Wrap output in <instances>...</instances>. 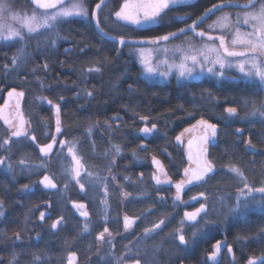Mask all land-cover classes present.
<instances>
[{
    "label": "trees",
    "instance_id": "obj_1",
    "mask_svg": "<svg viewBox=\"0 0 264 264\" xmlns=\"http://www.w3.org/2000/svg\"><path fill=\"white\" fill-rule=\"evenodd\" d=\"M98 1L91 0L90 6ZM117 1L105 0L103 12H100V25L114 35L159 36L179 28L183 22L173 17L175 13L168 11L159 25L147 28L123 26L113 17ZM219 1L222 0H196L190 11L198 15ZM104 15L108 17L104 19ZM59 29L69 38L70 48L63 47L68 44L65 42L53 52L32 49L20 67L12 65L16 45L0 39V92L12 86L25 90L23 110L30 117V135L36 137L35 141L29 136L14 138L15 147L9 158L12 168L0 169V212H3L0 216V264H10L14 253L17 259L12 264H67L72 250L84 259L93 251L90 239L83 236L81 218L71 202L64 212L59 209L54 193L60 184L57 190H48L41 186L39 178L33 181L21 168L13 167L14 160H32L41 155L40 147L49 139H42L45 132L54 133L56 129L54 105L57 104L60 107L61 136L80 143L88 165L107 166V152L114 149L112 145L120 146L122 152L114 165L120 179L118 185L134 193L135 197L129 198L126 204L121 203L119 197H115L120 189H115L111 198L112 206L116 204L114 210L142 217L138 224V229L142 230L153 227L161 219L165 221L160 232L156 230L152 234L159 233V238H164V250L159 251V247L151 242H145V250H141L151 257L150 264H154L156 249L160 252V260L163 259L162 264L182 258L189 259L188 263L206 264L202 262L206 255V240H200L203 237L190 241L189 233L185 232L188 245H180L176 239L179 219L170 218L173 203H164L156 196L157 188L149 178V158L153 155L173 179H180L188 161L184 147L176 137L201 119L213 121L220 125L218 142L209 149L215 171L210 178L206 177L207 182L189 187L185 197L204 193L201 201L206 202L213 197L234 196L238 185L243 184L235 173L229 171L233 166L243 172L250 185L261 186L264 182V118L246 115L251 111V104L245 107L243 101L256 100L259 104L264 100V91H259L257 82L217 80L206 76L184 82L175 79L150 81L142 74L132 45L121 47L116 41L102 36L94 21L73 17L61 23ZM93 66L100 71H95L91 68ZM87 92H92V96L86 95ZM47 100H51L52 105ZM227 107H236L237 115L228 118ZM141 117L147 119L142 120ZM153 124L156 129L145 137L140 129ZM5 137L6 129L0 127V143ZM248 140L254 147H249ZM7 152V146L0 148V156ZM137 156L144 159L140 164L136 163ZM139 171L145 174V187H134L128 182ZM26 184L30 191L24 190ZM139 192L143 194H139L142 198L137 197ZM175 208L180 209V214H176L180 218L183 207ZM45 210H50L51 214H45L41 220L40 214ZM58 217L63 219L55 230L51 225ZM194 223H189L188 227L192 229ZM225 229L237 241L240 264H245L250 257L259 258L257 264H260L264 258V211L251 209L240 214ZM16 233H19V239ZM36 256L39 260L35 259Z\"/></svg>",
    "mask_w": 264,
    "mask_h": 264
},
{
    "label": "rangeland",
    "instance_id": "obj_2",
    "mask_svg": "<svg viewBox=\"0 0 264 264\" xmlns=\"http://www.w3.org/2000/svg\"><path fill=\"white\" fill-rule=\"evenodd\" d=\"M91 0H87V8L89 11V16L87 18L85 17H79L83 18L84 20L88 21V19L94 21L92 18L91 13L93 10H95V4L93 6H90ZM196 0H188L186 4L178 5L175 8H172L168 11H172V13H175L173 17L178 19L179 22H182L179 28H176L172 31H169L165 34L159 35L163 36L170 32H178L180 28H187L189 25L192 24L193 21H197V28L196 31H204L206 35L204 37H199L195 34V32L187 31L185 34L178 35L175 38H171L169 41H161L159 45H151L148 43L139 44V43H133L137 41H147L150 38L156 37V36H148V37H132L129 35H122L118 34L117 36H124L126 40L128 41L129 45H132V52L138 62V64L142 68V74L148 78L150 81H162L167 82L171 79H175L177 82H184L190 79L199 78V77H213L217 80L222 79H230V80H246L242 77V74L239 72V70L235 67L232 68H225L224 76L223 77H217L213 76L211 74H208L207 72H204L203 74L200 73V66H196V71L194 72L192 77H180L178 75V71L175 67L171 69H167V66L163 63H160L161 61L167 60L168 64H179L181 62L182 53L175 52L174 49L176 46H179L180 48L187 51L189 44H191L194 48L199 49L203 44L208 43L215 45L216 47H219V39H213L211 41L208 40V36H212L214 38L219 36L225 37V42L229 46L230 50H236L241 51L243 50L242 46H232L231 45V39L235 36V31L237 28L240 29L241 32H250L252 31L251 23L244 24V13L247 11H252L253 9L248 8H242L237 6L236 4L239 3H247L248 0H232L230 3L229 0H222L221 2H216L213 5H224L223 7H217L213 8V5L209 8L204 9L200 14L194 15L193 12L190 11V6L195 2ZM9 4V13H8V19L7 20H0V31L3 32L4 35H7V28H4L3 26L6 24L10 26L13 30L19 31L23 36L24 40H20L18 37H12L9 39H1L2 42L6 43H14L17 47L16 52L14 53V57H16L19 54L20 49H24V55L21 60L18 61L17 66L20 67L21 64L26 61L27 55L29 54L30 50L39 48H42V50L46 52L55 51L56 47H60L62 43L67 42L68 44H64V48H70L69 41L67 39V35L64 31H60L59 26L61 23H64V21L57 24V26L53 29H38L34 33H28L27 28L23 26L21 21L25 16H31L32 13L35 11L38 14H42L45 10L37 8L32 2L29 0H7ZM67 2V1H66ZM117 8L113 12V17L116 21L120 23V25L123 26H129L134 28H139L136 25H132L130 23L119 21L116 19L114 13L120 9L122 4L124 3V0H118ZM262 2V0H257L256 7H259V3ZM209 9H212L211 14H209L207 17H205V13L208 12ZM181 11V12H178ZM55 11V9H50L48 12ZM102 10H97V19L101 21L102 14L100 13ZM103 12V11H102ZM229 18L228 27L226 28H209V25L214 24L220 17L226 15ZM16 15L20 17V20H13L11 19V16ZM105 17H108L107 15H104ZM205 17L203 21L201 22L200 18ZM73 18V17H72ZM71 19V18H69ZM239 19V22H237ZM68 20V19H67ZM153 26V25H152ZM102 28V26L100 25ZM150 27V26H149ZM58 33V35H57ZM54 40L55 44L53 45L51 41ZM121 46V45H120ZM123 46V45H122ZM121 46V47H122ZM30 47V48H29ZM140 48L144 49H156V48H167L170 51L167 53L163 51H152L150 54L146 51L145 55L146 57L151 61V63L155 66H159L160 71H169V75L167 76H160V75H151L149 76L146 74L143 65L141 64L140 57L138 55V50ZM222 51V50H221ZM202 60V58H200ZM240 59H243V57H228L229 61H232L234 64L238 62ZM188 65H191V61H188ZM211 66V65H208ZM217 70L219 69V66L217 65ZM91 68H94L91 67ZM95 69V68H94ZM258 83V82H257ZM15 89L18 93L23 92L22 100H21V111L23 112L24 119L26 120L25 123V131L27 133L26 136L31 137L30 132L32 131L29 127L30 123V117L28 114H25L23 110V101L25 98V90L18 89V87H9L4 92H0V106L4 103L5 99L7 98V94L12 90ZM43 99V97H42ZM45 100V99H43ZM11 104L9 108L12 109V113L14 115L17 114L18 110L16 108V99L15 97L10 99ZM18 121L14 119L13 124L15 125ZM195 125V127H193ZM194 125L186 128L188 131H182L183 135L181 136V140H186V138L192 134L193 130L195 128L198 129V131H203V126L195 123ZM0 127H4L6 129V137L4 139H9V145L7 146V154L1 155L0 157L5 158V164L0 165V169H7V165L10 164V153L11 150L14 149L15 144L13 143L14 138L11 137V132L15 130V127L9 128L2 119H0ZM56 127V123H55ZM31 130V131H30ZM52 135V136H51ZM181 133L179 134V136ZM47 137H49L48 140H45ZM56 138V144L53 146L52 151L49 153L48 156H44L42 153L41 155H37L36 159H27V158H21L25 161L24 165H21L19 163L20 159L14 160L16 162L13 167L15 168H21L26 174H29L31 178H33V181L35 179H38L41 175V173L50 171L54 179L60 184V188L55 191L54 196L55 200L59 204V209L61 212L65 211V207L70 204L72 200L81 201V199L86 200L88 203V208L91 211V218L88 220L81 219L80 226L82 229H84L85 223L88 224V231L84 233V237H88L91 241V246L93 247V251H91V255H88L86 257V261H89L91 264H117V259L119 258V264H135V261L137 259L140 260V264H150V256L148 254L141 253V250L144 249V243L145 242H151L155 244V247H163L162 241H157L159 236H161L159 233H155L154 235L145 236V230L138 229V224L133 225V228L129 227L127 230L124 228V220L122 218V223L119 221V216L115 212L111 198H112V192L116 189H119L117 173H116V167H114L115 163H118V155L115 152V150H111L107 152L109 155V162L108 165L105 167H96L93 166V164L88 165L86 163V159L81 151L80 143H78L77 140L74 139H66L61 136V132L58 134L56 133V130L54 133H50L49 130L45 132V135L43 136V140H45V143L43 145H46L48 143L52 142V138ZM63 140L65 142L64 146L62 147L60 145V141ZM68 147H73V152L79 158L81 165L83 167L79 168L80 171V177L74 178V172L71 170L76 167L74 164V161L72 160V156L68 153ZM252 147V146H249ZM3 149V148H1ZM94 149H96V146L94 145ZM122 152V151H121ZM120 152V153H121ZM99 156V155H98ZM153 155L149 158V161L151 163V173L149 175L150 180L155 181L152 177L153 175H158L162 181H164V173L159 172L157 170L156 165L153 164ZM137 156L136 163L140 164L143 162V158ZM157 159V158H156ZM210 159V158H209ZM212 162V160H209ZM213 165H215L212 162ZM188 166V165H187ZM215 167V166H214ZM89 173H91V176H89ZM113 176L115 179H113ZM145 174L144 172L139 171V173L136 176L131 177L128 179V182H131L134 187H145V183L143 182ZM77 179H79V183H77ZM185 180V177H181L179 179ZM180 181H176V184ZM207 182V181H206ZM84 184V189L81 190L80 184ZM173 184L175 191H172L174 193V201L173 207L179 206L178 201H181V206L183 209H188L189 205H193L195 203L201 204L203 203L201 201V193H194L192 196L185 197L186 190L189 187H184L183 191L179 194L180 199L177 200V190L176 185ZM199 185V184H198ZM105 186H107V195H105ZM192 185H190L191 187ZM243 187V185H238V189ZM139 192L137 194V197L142 198L141 196L143 194H140ZM238 190L235 191V195L232 197L229 196H220L219 198H211L209 201H206V198L204 201H206V204L208 206V213L207 215H202L200 220L197 223H194V226L191 228L188 227L189 222L185 221L184 225L182 226V232L178 234H183L185 236V232H188L190 235V241H193L196 238L204 237L205 235H208L212 232H218L221 229L225 231V227L233 222L238 215H232L229 212V208L234 207L236 204V197H237ZM139 194L141 196H139ZM176 195V197H175ZM119 197L120 202H124L126 197L125 195H122L121 192H119V195L115 196ZM114 197V198H115ZM76 198V199H74ZM195 198V199H193ZM257 198H259L257 194ZM105 201L107 203L105 204ZM200 201V202H199ZM186 207V208H185ZM172 214L170 215V218L172 216H175L178 214V210L175 208H172ZM178 209V208H177ZM251 209H258L254 207H250L248 210L241 211V214L246 213L247 211ZM260 210V209H258ZM171 213V212H169ZM204 216V218H203ZM79 217V216H78ZM122 217V215H121ZM120 217V218H121ZM184 220V215H181L179 218V221L177 223L178 228H181V221ZM164 225V224H163ZM161 225V226H163ZM107 227L109 230V233L111 235L109 236L108 233L104 234L103 240H98L97 236L104 231V228ZM116 228V230H115ZM147 228V229H151ZM137 230V231H134ZM144 231V232H143ZM158 232H160V229H158ZM196 233L195 237L193 238V233ZM116 233V236L114 234ZM216 234V233H215ZM144 235V236H143ZM156 240H155V239ZM186 241H188V238L185 236ZM109 241L111 243H109ZM189 243V241H188ZM187 243V245H188ZM145 250V249H144ZM87 252V251H86ZM156 250L154 252V255L156 257L155 262L157 261ZM87 254V253H86ZM159 261V260H158ZM157 261V262H158ZM160 262V261H159ZM88 264V262H87Z\"/></svg>",
    "mask_w": 264,
    "mask_h": 264
},
{
    "label": "snow or ice",
    "instance_id": "obj_3",
    "mask_svg": "<svg viewBox=\"0 0 264 264\" xmlns=\"http://www.w3.org/2000/svg\"><path fill=\"white\" fill-rule=\"evenodd\" d=\"M188 0H124V3L120 7L118 11L114 13L115 17L119 21H124L127 23H130L132 25H136L139 28H147L152 25H159L160 21L163 19V16L166 15V10H170L172 8H175L178 5L186 4ZM231 3L232 0H229ZM32 3L39 9L45 10L42 14H38L35 11L32 13L31 16H25L21 23L24 27L27 28L28 33H34L38 29H53L57 26L58 23L67 20L72 17H85L87 18L89 16V11L87 8V0H32ZM257 0H248V3L242 5L243 8L253 9L252 11H247L244 13V24L251 23L252 31L250 32H241L239 28L235 31V36L233 39H231V45L232 46H242L243 50L236 51V50H230L229 46L225 42L224 36L219 37H212L208 36V40L211 41L213 39H219V47H216L215 45L205 43L203 44L199 49L194 48L191 44H189V47L187 51L180 48L179 46H176L174 49L175 52L182 53L181 62L179 64H168L167 60L161 61L160 63H163L167 66V69H171L175 67L178 71V75L180 77H192L194 72L196 71V66L199 65L200 73L203 74L204 72H207L208 74H211L213 76L217 77H223L225 72V68H232L235 67L239 70V72L242 74V77L245 78L249 82H258L259 85V91H264V0L259 3V7H256ZM102 6H105V0H99V3H96L95 10L92 11L91 16L96 22V26L100 27V21L97 19V10H101ZM224 5H213V8L217 7H223ZM50 9H55V11L48 12ZM9 4L7 0H0V20H7L8 19V13H9ZM212 9H209L208 12L205 13V17H207L209 14H211ZM205 17H201V22ZM11 19L13 20H20L19 16L13 15L11 16ZM182 19V18H178ZM229 18L226 15L220 17L214 24L209 25V28H226L228 27ZM239 22V19L238 21ZM4 28H7V35H4L2 31H0V39H9L12 37H18L20 40H24V36L16 30H13L10 26L4 25ZM197 28V21H193L191 25H189L187 28H180L178 32H170L163 36H156L153 38L148 39L147 41H137L133 43H139L144 44L148 43L151 45H159L161 41H169L171 38H175L178 35L185 34L187 31L195 32V34L199 37H204L206 33L204 31H196ZM102 36H107L109 40L116 41L120 45H125L128 43L126 38L124 36L119 37H113L108 35V33L104 32V29H100ZM58 35V33H57ZM51 43L54 45L55 41L52 40ZM163 51L167 53L170 51L167 48H156V49H144L140 48L138 50V55L140 57L141 64L144 67V70L146 74L149 76L151 75H160V76H167L169 75V71H160L158 65H153L151 61L146 57L145 52L147 51L149 54L152 51ZM222 50V51H221ZM24 55V49L19 50V54L13 58L12 65L15 67L18 64V61L23 58ZM228 57H243V59H240L235 64L232 61L228 60ZM202 58V60L200 59ZM188 61H191V65H188ZM211 65V66H208ZM219 66V69L217 70L216 66ZM7 68V65L5 66ZM45 68H47V64L44 65ZM93 69H89V71H92ZM95 71L99 72L100 69L96 68ZM16 95L17 97H22L23 92L17 93L15 89H12L8 95L9 97H12L13 95ZM86 95L92 96V92H87ZM46 99V98H43ZM62 99V98H61ZM47 103L49 105H52L51 100H47ZM243 104L245 107H247L249 104H251V111L248 112L246 115L248 116H259L264 118V100L260 101L259 104H257L256 100H244ZM8 105V101H5V106ZM56 110V133L61 132V121H60V107L59 105H54ZM17 110L19 109V102L17 101L16 105ZM225 112L227 113L228 118H233L237 115V108L236 107H227L225 108ZM0 119L4 121L6 125L9 126V128L15 127V130L11 132V137H21L26 136L27 133L25 131V121L22 114L17 112L16 120L18 121L15 125L13 124V119L9 118L8 116H5L3 114V109H0ZM142 120H146L147 117H141ZM197 124L203 126V135L199 138L201 147L197 153V155L194 157L192 152L189 151L188 154V160L196 165L195 168L191 167H185L184 168V176L187 178L185 180H181L178 182L175 187L177 190V197L176 199H180V193L183 191L185 185L192 184L193 182H206L205 178L209 177L210 174L214 172V165L211 161L206 159V153L207 148L203 147V145H207L208 143L212 142L214 143L217 137V124L210 123L208 120L201 119L197 121ZM195 127V125L193 126ZM156 129V125L153 124L151 127L145 126L140 129V132L143 133L145 137H148L152 134V132ZM185 131H188V129H185ZM240 129H237V132H239ZM89 132H91V129H89ZM183 133H181L180 136L176 137V140L178 142L181 141V136ZM10 139V138H9ZM9 139H4L2 143H0V148H4L9 145ZM31 139L35 141L36 137L32 136ZM60 145L63 147L65 142L61 140ZM249 146H253L251 140H248L246 142ZM56 144V138H52V142L48 143L46 145H43L40 147V152L44 156H48L49 153L52 151L53 146ZM192 141H189V147L191 148ZM115 152L117 154H120L121 148L119 145H112ZM68 153L72 156V160L74 161V164L76 167L72 169L71 171L74 172V178L80 177V171L79 168L83 167L81 165V162L79 158L75 155L73 152V147H68ZM153 164L156 165L157 170L159 172H163L165 175L167 173L164 170L163 164L160 160L153 157ZM21 165L25 164V161L21 159L19 161ZM5 164V158L0 157V165ZM8 169L12 168L11 164L7 165ZM229 171L235 173L241 180L243 187L238 189L237 197H236V204L234 207L229 208V212L232 215H238L241 214L242 209L248 210L250 207L258 208L261 211H264V182L261 183V186L254 187L250 185L247 181V178L244 176L243 172L237 167H231ZM89 176H91V173H89ZM155 180V183L157 185H161L163 183H170V178L168 180L162 181L158 175H153L152 177ZM113 179L115 177L113 176ZM127 179V178H125ZM40 184H42L45 188H56V184L53 183L52 179L45 175L42 180L39 181ZM77 183H79V179H77ZM25 191H30L29 185L23 186ZM81 190L84 189V184H80ZM257 194L259 198H257ZM105 195H107V186H105ZM125 196L130 195V193H124ZM201 196H204V193L200 194ZM195 199V198H193ZM107 201H105V204ZM73 207L79 209H83L85 205L83 204H76L73 203ZM201 213H204L207 215L208 213V206L206 203H202L199 208H197L194 212H185L184 213V220H182L181 228H178L176 230L177 233L182 232V226L184 225L185 221L194 222L197 221V217L200 216ZM3 215V212H0V216ZM81 216L87 217L88 213L87 211L80 212ZM45 214L41 212L40 219L44 220ZM63 217H61L60 220H57L54 222L51 227L55 229L59 223H61ZM134 223V221H131L129 217H124V228L127 230L129 227H131V224ZM165 221L161 219L159 223H156L153 225L151 229H145V236L152 235L156 230L161 229V225H163ZM85 232H87L88 224L85 223L84 229ZM108 233L109 236L111 233H109V230L107 227L104 228V231L101 232L98 236V240L104 239V234ZM196 233H193V238L195 237ZM16 238L19 239V233H16ZM176 239H178L180 245H187L188 241H186L185 236L183 234H179L176 236ZM109 243H111L109 241ZM220 242L218 241L215 245V251L209 256L210 260H215L217 253L220 251ZM228 251L232 252L231 246L228 247ZM75 254H70L69 256V264H72V261L74 259ZM17 259V255L14 253L12 255V260L10 261V264H12L13 261ZM36 260H39V256L35 257ZM117 264H119V258L117 259ZM135 264H140V260L137 259L135 261ZM248 264H257V261L253 258H250L248 261ZM260 264H264V258H261Z\"/></svg>",
    "mask_w": 264,
    "mask_h": 264
},
{
    "label": "flooded vegetation",
    "instance_id": "obj_4",
    "mask_svg": "<svg viewBox=\"0 0 264 264\" xmlns=\"http://www.w3.org/2000/svg\"><path fill=\"white\" fill-rule=\"evenodd\" d=\"M14 122V121H13ZM165 172L167 173L166 169L164 168ZM163 173V172H162ZM170 178V183H163L161 185H157L154 182V185L156 186V190H155V193H156V196L158 197V199H161L164 203H173L172 201H174V193L172 191H175L174 189V186L173 184L175 183L176 184V181H180L179 179H173L168 173L167 175L164 174V180H168ZM185 187H190V186H186ZM120 189V192L122 195H124V193H130V195H128L124 201V204L128 203V199L129 198H132V197H135L134 196V193L128 191L127 189H124V188H119ZM176 197V195H175ZM76 203V204H83L85 205V207L83 209H77L75 207H73V203ZM179 203V206H181V201H178ZM203 203H206V202H203ZM202 204V203H201ZM201 204L198 205V203H195L193 205H190L188 206V209H182V213L184 215V213L187 211V210H192L194 208H197L198 206H200ZM171 205V204H170ZM71 206L74 208V211L76 212V214L81 218V219H84V220H88L91 218V211L89 210L88 208V203L87 201L84 199H81V201H72V204ZM113 206L116 207V204L113 203ZM175 208V207H174ZM186 208V207H185ZM176 210H178V214H180V209H177L175 208ZM82 211H87L89 212V215L87 217H83L81 215H79L80 213L79 212H82ZM115 212L118 214L119 216V222L122 223V218L124 220V217L127 216L130 218L131 221H134V223L131 224V229L133 228V225L136 224L137 222L141 221L142 220V217L140 216H134V215H130L129 213L125 212V211H122L121 213L117 211V209L115 210ZM203 214V213H202ZM199 216V218L201 217V215ZM122 215V217H121ZM121 217V218H120ZM58 219L60 220V218L58 217ZM174 219L178 220L179 219V216H174ZM55 220V219H54ZM53 220V221H54ZM173 221V219H172ZM189 223H192V222H189ZM194 223V222H193ZM58 228V226H57ZM56 228V229H57ZM55 229V230H56ZM116 230V228H115ZM216 233V234H215ZM114 236H116V233L114 234ZM234 235L233 234H229L226 229L225 231L223 229H221L220 231L218 232H212L208 235H205L203 238H201L200 240H206V243H205V247H204V250H205V257L204 259L202 260V262L205 261L206 264H240V249L237 248V241H235L233 238ZM239 240V239H237ZM157 241H162L163 242V245H164V238H158ZM220 242V251L217 253L216 255V259L215 260H210L209 259V256L215 251V245L217 244V242ZM231 246L232 248V252H229L228 251V247ZM163 247H159L158 250L161 251V250H164V248L162 249ZM157 250V249H156ZM152 251V250H151ZM193 251V248L190 249L188 255ZM72 253H76L77 255V264H91L89 261H86L82 255H80L77 251L75 250H72L70 253H69V256L70 254ZM161 258V257H160ZM159 258V261L155 262V264H162V261L163 259L160 260ZM251 258V257H250ZM249 258V259H250ZM249 259L245 262V264L249 261ZM255 259L257 262L259 261V258H253ZM188 260L189 259H178L176 262L174 261V263H168V264H192V263H188ZM67 264H69V258L67 260ZM241 264H244L243 262Z\"/></svg>",
    "mask_w": 264,
    "mask_h": 264
},
{
    "label": "water",
    "instance_id": "obj_5",
    "mask_svg": "<svg viewBox=\"0 0 264 264\" xmlns=\"http://www.w3.org/2000/svg\"><path fill=\"white\" fill-rule=\"evenodd\" d=\"M66 1V0H65ZM241 6L242 5H244V4H240ZM97 18V17H96ZM198 23V22H197ZM104 32H106V31H104ZM107 33V32H106ZM108 35H110V36H113V37H118V36H116V35H113V34H111V33H108ZM8 97H9V95H8ZM13 97V96H12ZM12 97H9V98H12ZM15 98H16V103H17V101L19 102V99H20V97H17L16 95H15ZM6 101H8V105L7 106H5V103L0 107V109H3V114L5 115V116H8L9 118H11V119H14V117L11 115V112H10V109H9V104H10V101H9V99H7ZM20 114H22V113H20ZM23 115V114H22ZM25 121V120H24ZM210 123H215V124H217V137H218V129L220 128V125L217 123V122H213V121H209ZM203 135V131H198V129L197 128H195L194 130H193V132H192V134H190L188 137H187V139L185 140V142H184V148H185V153H186V155H187V159H188V154H189V151H191L192 152V154H193V156L195 157L196 155H197V153H198V151H199V149H200V147H201V144H200V137ZM217 137H216V140H215V142L214 143H212V142H210V143H208L207 145H203V147H206L207 148V153H206V159L208 160V146H209V144H215L216 142H217ZM189 141H192V144H191V148L189 147ZM190 162V161H189ZM189 167H191V168H195L196 167V165L194 164V163H192V162H190V165H189ZM45 175H48L51 179H52V181H53V183H55L56 184V188L55 189H52V188H46V189H49V190H56L57 189V187H58V184L55 182V180L52 178V176L50 175V173H44L41 177H40V180H42L43 179V177L45 176ZM187 179V178H186ZM193 183H196V182H193ZM42 185V184H41ZM43 186V185H42ZM44 187V186H43ZM45 188V187H44ZM200 206H198L197 208H199ZM197 208H194V209H192V210H187V212H194ZM80 213V212H79ZM88 213V215H89V212H87ZM44 214H51V211L50 210H45L44 211ZM84 217V216H83ZM199 217H197V219H198ZM58 219H56L54 222H56ZM57 228V227H56ZM55 228V229H56ZM73 254V253H72ZM75 254V256H74V259H73V261H72V264H77V255H76V253H74ZM246 264H248V262L246 263Z\"/></svg>",
    "mask_w": 264,
    "mask_h": 264
}]
</instances>
